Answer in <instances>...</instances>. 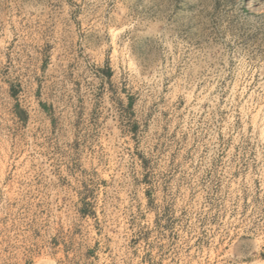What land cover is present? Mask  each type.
<instances>
[{
  "label": "rangeland",
  "instance_id": "obj_1",
  "mask_svg": "<svg viewBox=\"0 0 264 264\" xmlns=\"http://www.w3.org/2000/svg\"><path fill=\"white\" fill-rule=\"evenodd\" d=\"M0 264H264V0H0Z\"/></svg>",
  "mask_w": 264,
  "mask_h": 264
}]
</instances>
